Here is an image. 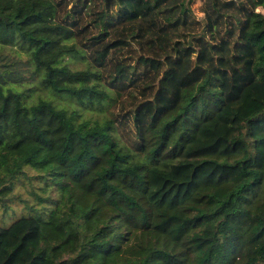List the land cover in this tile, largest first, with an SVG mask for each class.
Here are the masks:
<instances>
[{"label":"trees","instance_id":"obj_1","mask_svg":"<svg viewBox=\"0 0 264 264\" xmlns=\"http://www.w3.org/2000/svg\"><path fill=\"white\" fill-rule=\"evenodd\" d=\"M195 1L0 0V264H264V0Z\"/></svg>","mask_w":264,"mask_h":264},{"label":"rangeland","instance_id":"obj_2","mask_svg":"<svg viewBox=\"0 0 264 264\" xmlns=\"http://www.w3.org/2000/svg\"><path fill=\"white\" fill-rule=\"evenodd\" d=\"M199 5H200V0H196V1L192 4V7H193V9H194L195 15H196L198 18H201V13H199V11H198V7H199ZM13 48H14V47H13ZM4 53L10 54V51H9V50H8V51H4ZM13 58L16 59L15 56H14ZM14 202H16V203H13V205H12L13 211H14V213L18 214V213H20L21 208H22V207H21V203H20L19 201H14Z\"/></svg>","mask_w":264,"mask_h":264}]
</instances>
